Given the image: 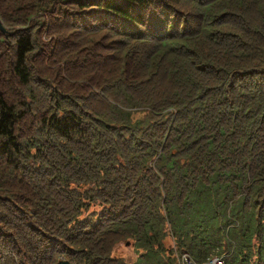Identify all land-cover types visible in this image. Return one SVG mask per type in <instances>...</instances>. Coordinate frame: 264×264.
Returning <instances> with one entry per match:
<instances>
[{
    "label": "trees",
    "instance_id": "16d2710c",
    "mask_svg": "<svg viewBox=\"0 0 264 264\" xmlns=\"http://www.w3.org/2000/svg\"><path fill=\"white\" fill-rule=\"evenodd\" d=\"M0 25V264H264V0H0Z\"/></svg>",
    "mask_w": 264,
    "mask_h": 264
},
{
    "label": "rangeland",
    "instance_id": "374dc122",
    "mask_svg": "<svg viewBox=\"0 0 264 264\" xmlns=\"http://www.w3.org/2000/svg\"><path fill=\"white\" fill-rule=\"evenodd\" d=\"M117 251L122 256H126V257L129 256V258L131 257L130 259H132L133 256H134L133 253H132V250L130 248H125L124 246H118V250Z\"/></svg>",
    "mask_w": 264,
    "mask_h": 264
},
{
    "label": "water",
    "instance_id": "95a60500",
    "mask_svg": "<svg viewBox=\"0 0 264 264\" xmlns=\"http://www.w3.org/2000/svg\"><path fill=\"white\" fill-rule=\"evenodd\" d=\"M0 31L5 32L4 28L1 25H0ZM55 264H70V263L66 260H58Z\"/></svg>",
    "mask_w": 264,
    "mask_h": 264
},
{
    "label": "built area",
    "instance_id": "2783aa9c",
    "mask_svg": "<svg viewBox=\"0 0 264 264\" xmlns=\"http://www.w3.org/2000/svg\"><path fill=\"white\" fill-rule=\"evenodd\" d=\"M212 264H222V262L220 260H215Z\"/></svg>",
    "mask_w": 264,
    "mask_h": 264
}]
</instances>
